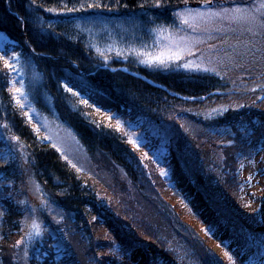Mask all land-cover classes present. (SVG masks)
<instances>
[{"label": "trees", "instance_id": "16d2710c", "mask_svg": "<svg viewBox=\"0 0 264 264\" xmlns=\"http://www.w3.org/2000/svg\"><path fill=\"white\" fill-rule=\"evenodd\" d=\"M203 1L0 0V264H135L136 246L140 264H213L216 244L218 264H264V182L249 189L264 180V90L250 91L264 85V0H207L220 16L181 24ZM81 3L112 10L61 12ZM170 33L188 52L141 63Z\"/></svg>", "mask_w": 264, "mask_h": 264}, {"label": "snow or ice", "instance_id": "6c2138e0", "mask_svg": "<svg viewBox=\"0 0 264 264\" xmlns=\"http://www.w3.org/2000/svg\"><path fill=\"white\" fill-rule=\"evenodd\" d=\"M205 3L207 5L206 10L205 11H196L193 12L191 9H188L187 7H185L184 11L188 14V16L190 17L189 19H181V24L187 25L189 28H192L193 31H195L197 25L201 22H209L212 18L220 16L221 13L220 12H216L212 9L210 4H207V0H205ZM31 4L32 5H36V0H31ZM105 7L108 8L107 5H101L100 3H88L87 6L85 7V5L83 3L80 4L79 7H76L75 5H73L72 7H68L67 4L64 5V7L61 9V12H77V11H81V10H87V9H92V8H100V7ZM149 7H154V8H162L165 7V5L162 3V0H155L154 4L148 5ZM141 8L145 7V4H141L140 5ZM261 8H264V3H261L260 5ZM48 12L54 13L57 10L55 8H46L45 9ZM109 11H111V8H108ZM228 11H232L234 13H239V15H233L230 18L233 20H246L248 19L247 16H245V10L244 9H240V8H235V9H231V10H227L225 9L224 12H228ZM174 15H179V13H174ZM253 20H255V18H252ZM259 24L261 27H264V19H261L259 21ZM169 27L171 28H175V25H170ZM151 31L153 32H158V33H163L165 31V28L163 25L159 26L158 28H154ZM176 31H179V29H176ZM167 43H162L161 44V50L153 55L151 53H142V55L146 56V59L141 60V63L147 64L148 66H162V67H168L169 63L171 61H178L181 59V56L185 53L188 52V44H189V38L188 37H175L173 36L171 33L166 37ZM145 47H147V45H145ZM188 54H191L190 52ZM10 60H15L17 63L19 62V56L16 53H13V56L9 58ZM180 66V65H178ZM183 67L187 68L189 67V64H184L182 65ZM9 68H13V66L11 64H8ZM14 70V69H13ZM21 87L17 88L15 91L24 99H27V93L24 91V85H23V81L20 82ZM65 90L67 92L72 93L74 96H79L81 95L80 92H74L73 91V87H80L81 89H83L85 86L84 85H73V86H69L68 84L64 85ZM85 95H90L88 93H85ZM19 103V101H17ZM81 103L85 104V105H89V100L88 99H81ZM90 107H95L96 112H101V108L96 106V105H89ZM83 114V113H82ZM112 117H108V119H111ZM97 127H101V125L99 123L96 124ZM121 124L120 121L117 120L116 121V129L119 130ZM108 127H112V125H108ZM35 131L39 132V129H35ZM13 139H17L16 137H13ZM45 139H50V137H45ZM53 147H56L55 144H53ZM57 151H61V149L57 148ZM69 163H71L69 161ZM73 167H75V165H73ZM79 170V169H78ZM161 174L162 175H166V173L164 172V170H161ZM36 190L40 191L39 185L36 186ZM23 203V202H21ZM33 230H37V225L35 223V221H33L32 225H31ZM38 234V232H37ZM17 244L20 243V241L16 242ZM227 255V253H225ZM229 259L231 260V257H229Z\"/></svg>", "mask_w": 264, "mask_h": 264}, {"label": "rangeland", "instance_id": "374dc122", "mask_svg": "<svg viewBox=\"0 0 264 264\" xmlns=\"http://www.w3.org/2000/svg\"><path fill=\"white\" fill-rule=\"evenodd\" d=\"M210 60V59H209ZM214 61V60H213ZM222 66H223V68H221V67H218V68H221V70H223L224 71V69H225V67H224V65L222 64ZM240 71H242V70H237L236 72L238 73V72H240ZM225 72V71H224ZM17 73H14V76L16 75ZM138 78H140V79H142V76H140V77H138ZM67 138H61L60 137V143H58V144H61L64 148H67V151L68 152H70V150H71V148L72 147H75V148H81L78 144H77V142L74 140H72L71 138H69V136H66ZM57 142V141H56ZM78 163V165H80V167L82 168H86L87 170H91V168H90V165H89V162L87 161V160H85V159H83L82 158V156H80V160L77 162ZM264 178V177H263ZM260 181V180H259ZM261 182H264V180L263 181H260L259 182V184H257L256 183V191H258L259 190V187H258V185H260L261 184ZM256 191H255V195H256ZM263 192H264V189H263ZM141 254V251L140 250H137V251H135L134 253H133V255H132V258L135 260L136 259V257L137 256H139ZM212 260H214V259H212Z\"/></svg>", "mask_w": 264, "mask_h": 264}]
</instances>
